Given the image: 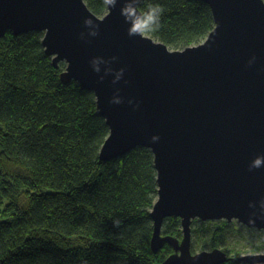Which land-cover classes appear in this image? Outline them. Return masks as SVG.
<instances>
[{
	"label": "water",
	"instance_id": "water-1",
	"mask_svg": "<svg viewBox=\"0 0 264 264\" xmlns=\"http://www.w3.org/2000/svg\"><path fill=\"white\" fill-rule=\"evenodd\" d=\"M191 1L210 6L215 27L183 50L145 33L129 36L120 13L125 0L107 6L103 17L85 0H0V42L42 33L53 66L66 64L62 83L94 94L110 130L101 162L138 148L152 152L159 190L150 246L155 255L166 245L173 250L162 264H264V254L192 252L195 221L264 230V166L250 170L264 156V0ZM89 18L98 23L96 36L85 26ZM94 58L108 62L99 73ZM117 96L121 103H112ZM171 218L181 221V239L163 235Z\"/></svg>",
	"mask_w": 264,
	"mask_h": 264
},
{
	"label": "trees",
	"instance_id": "trees-1",
	"mask_svg": "<svg viewBox=\"0 0 264 264\" xmlns=\"http://www.w3.org/2000/svg\"><path fill=\"white\" fill-rule=\"evenodd\" d=\"M98 17L104 0H85ZM159 6V27L146 35L183 50L203 43L215 27L212 10L191 0H145ZM42 33L0 42V264H162L173 250H151V212L158 199L152 152L100 161L110 130L93 93L60 75L42 46ZM231 230L195 221L192 252L204 244L229 256ZM164 236L182 237L167 219ZM258 253V249H253ZM197 253V252H196ZM225 264H240L228 261Z\"/></svg>",
	"mask_w": 264,
	"mask_h": 264
},
{
	"label": "clouds",
	"instance_id": "clouds-1",
	"mask_svg": "<svg viewBox=\"0 0 264 264\" xmlns=\"http://www.w3.org/2000/svg\"><path fill=\"white\" fill-rule=\"evenodd\" d=\"M139 2L140 0H125L123 7L120 10L121 15L125 18V22L130 25L128 29L129 36L143 35L145 32L155 31L156 28L159 27V6L149 5L147 11L139 10ZM106 6H110L114 8L118 0H104ZM85 26L89 29L91 36L98 35V23L94 22V19L89 18L85 20ZM84 34L81 33V37L83 38ZM113 59H116L113 57ZM102 63H108L104 61L102 58H94L91 61L92 67L95 72L99 73L101 71L100 65ZM112 69L108 68L107 72H111ZM123 69L115 75V80L113 83H116L122 78ZM101 81H103L104 77H100ZM112 103H121V99L117 96L113 99ZM131 103V102H130ZM159 137H153V140H158ZM264 166V156L256 157L252 164L250 165V170L253 168H260ZM264 204V202H262Z\"/></svg>",
	"mask_w": 264,
	"mask_h": 264
},
{
	"label": "rangeland",
	"instance_id": "rangeland-1",
	"mask_svg": "<svg viewBox=\"0 0 264 264\" xmlns=\"http://www.w3.org/2000/svg\"><path fill=\"white\" fill-rule=\"evenodd\" d=\"M0 220H1V215H0ZM214 223H221V222H214ZM229 224L231 230L233 228H237V231H229L227 235V244H226L228 249H235L239 251L240 256L264 254V230L259 231L256 229H250L238 223L237 221H233ZM254 248L258 249V253L253 252ZM205 251H212V249L206 246L203 242L202 245H200L196 249V252L202 253ZM233 257H235L234 254Z\"/></svg>",
	"mask_w": 264,
	"mask_h": 264
}]
</instances>
